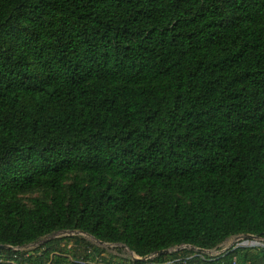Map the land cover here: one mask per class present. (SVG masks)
Segmentation results:
<instances>
[{"label":"trees","instance_id":"16d2710c","mask_svg":"<svg viewBox=\"0 0 264 264\" xmlns=\"http://www.w3.org/2000/svg\"><path fill=\"white\" fill-rule=\"evenodd\" d=\"M74 231L138 258L264 239V0H0V264H112L14 250ZM177 259L264 249L130 264Z\"/></svg>","mask_w":264,"mask_h":264},{"label":"rangeland","instance_id":"374dc122","mask_svg":"<svg viewBox=\"0 0 264 264\" xmlns=\"http://www.w3.org/2000/svg\"><path fill=\"white\" fill-rule=\"evenodd\" d=\"M39 194L36 192H27L22 194L21 200L25 202L26 204H29V200L31 198L37 197ZM64 237H75L76 239H84L89 245L92 246V248L101 250V256L108 257L112 260V264H130L134 261L136 256L130 252L127 248H125L122 245H114V244H99L96 242L93 238L90 236H87L86 234H82L79 232H57L53 233L49 236L40 238L35 243L30 244L28 247L23 249L26 252H32L35 249L39 248L43 244H45L47 241L52 240H58L60 238ZM74 247V244L70 242L66 246L67 256L71 257L72 254V248ZM249 248L254 250H261L264 249V239L259 237H252V238H246L244 236H236L231 237L225 240L222 244H220L218 247L211 251H197L192 250L189 247H179L170 249L169 253H175V252H183L184 250H191L198 256H205L207 258L213 259L218 256H220L222 253H225L227 250L231 248ZM71 248V249H70ZM69 251V252H68ZM180 259L177 260H170L166 262L165 264H173L175 262H179ZM96 261V258L93 259V262ZM96 264V263H94Z\"/></svg>","mask_w":264,"mask_h":264},{"label":"water","instance_id":"95a60500","mask_svg":"<svg viewBox=\"0 0 264 264\" xmlns=\"http://www.w3.org/2000/svg\"><path fill=\"white\" fill-rule=\"evenodd\" d=\"M82 234H84V233H82ZM87 236H89V235H87ZM242 236H244V237H246V238H252V237H255V236H250V235H242ZM92 238V237H91ZM94 239V238H93ZM95 240V239H94ZM96 242H98L99 244H105V243H103V242H100V241H98V240H95ZM29 245H27V246H24V247H22V248H14V250H20V251H22L23 249H25L26 247H28ZM185 247V246H184ZM4 248H9L8 246H4ZM192 250H197V251H203V250H199V249H196V248H192V247H190ZM169 253V250H162V251H159V252H157V253H155L154 255H152V256H148V257H145V258H138V257H136L134 260H142V261H145V260H147V259H149V258H151V257H155V256H160V255H164V254H168Z\"/></svg>","mask_w":264,"mask_h":264},{"label":"built area","instance_id":"2783aa9c","mask_svg":"<svg viewBox=\"0 0 264 264\" xmlns=\"http://www.w3.org/2000/svg\"><path fill=\"white\" fill-rule=\"evenodd\" d=\"M184 247V246H183ZM234 264V263H233Z\"/></svg>","mask_w":264,"mask_h":264}]
</instances>
